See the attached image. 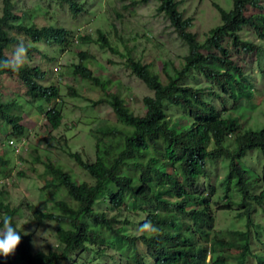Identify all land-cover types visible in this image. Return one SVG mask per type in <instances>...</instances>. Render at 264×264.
I'll list each match as a JSON object with an SVG mask.
<instances>
[{"label": "trees", "instance_id": "obj_1", "mask_svg": "<svg viewBox=\"0 0 264 264\" xmlns=\"http://www.w3.org/2000/svg\"><path fill=\"white\" fill-rule=\"evenodd\" d=\"M1 1L0 62L7 63H0V77L19 78L31 102H42L40 110L52 129L61 124L58 87L40 82L45 72L37 65H20L8 56L11 45L19 42L13 30L22 32L30 42L52 43L60 50L74 40L80 44L95 42L103 50L124 56L125 65L153 92L142 99L144 113L135 114L120 92H108V83H102L86 65L84 61L92 55L84 50L77 53L79 61L72 65V73L107 93L106 102L116 119L99 120L90 130L93 160L69 152L93 183L78 181L69 170L50 160L43 162L42 173L48 177L41 187L43 200L49 204L46 211L32 207L28 215L9 201L6 188L10 183L5 181L13 182L17 175L12 176V155L0 153V218L7 215L21 232V240L10 255L23 264H93L105 255L115 264H264L263 250H256L252 244L259 238L257 224L251 232L250 207L255 202L264 211V127L244 128L242 116H223L221 109L228 98L234 104L244 99L250 107L260 101L249 74L229 57L223 39H229L244 54L255 50L259 61L258 45L241 33L247 28L264 40V12L245 13L248 7H264V0H232L230 9L215 4L220 22L203 40L190 30L191 19L178 11L177 0L122 4L126 9L155 1L156 11L169 20L187 45L181 66L164 61L162 74L129 54L126 44H120L121 38L116 36L113 21L109 23L112 30L97 29L96 38L75 36L65 27L26 22L19 15V7L16 9L17 0ZM53 4H67L72 15L85 10L83 0H55ZM113 11L115 17H121ZM22 46L26 52L34 48L26 43ZM121 46L127 54L122 53ZM198 73L206 84L196 82ZM68 90L78 95L72 86ZM2 95L0 89L2 125L11 137H24L26 128L21 124L17 98L4 101ZM214 100L222 107L218 108ZM252 150L259 153L255 158L259 167L253 164V182L248 178L250 168L243 163ZM218 160L227 162L221 187L233 184L236 189V194L230 195L224 187L225 202L219 209H232L236 203L242 209L236 217L247 219L245 229H227L224 235L215 228L217 209L212 207V196L216 188L209 180L213 174L210 165ZM258 183L263 189L253 194ZM138 211L143 215L140 219L127 214ZM21 215L28 223L53 222L55 245L45 251L33 250V232L18 225ZM146 221L152 228L143 227ZM0 264L12 261L0 256Z\"/></svg>", "mask_w": 264, "mask_h": 264}, {"label": "rangeland", "instance_id": "obj_2", "mask_svg": "<svg viewBox=\"0 0 264 264\" xmlns=\"http://www.w3.org/2000/svg\"><path fill=\"white\" fill-rule=\"evenodd\" d=\"M54 1L17 0L16 9L19 7V15L22 14L26 22L65 27L75 36L89 34L92 38H96V30H112L109 23L113 21L117 31L116 36H120L122 42L120 44L123 46L126 44L129 54L151 65L160 73L164 61L172 62L180 67L182 58L187 53V45L178 38L169 20L156 11L157 3L155 1L139 3L132 8L125 9L122 4L128 5L131 0H83L85 10L78 15H72L67 4L57 5L53 4ZM179 1V10L183 17L191 19L190 30L197 34L199 40H203L206 33L220 22L215 4L226 9H230L232 6V0ZM2 6L0 0V16L2 15ZM113 9L121 14L120 18L115 17ZM257 11L264 12V8L248 7L245 13L249 15ZM12 33L16 35L19 42L11 45L8 56L20 65H37L40 71L45 72V78L40 82L47 85L51 82L55 83L58 87L59 98L62 100V123L57 129H52L40 110L42 102L39 100L31 102L32 100L25 93L26 89L21 85L19 78L0 77L2 99L10 101L12 98H17L18 113L22 114L21 123L26 127L22 144V139L19 137L7 138L6 127L0 121V144L3 145H0V153L12 155V165L16 159L21 160L12 173L13 177L17 176L6 190L9 193V201L16 206L19 205L20 209L29 215L32 207H38L45 211L48 209L49 204L43 200L41 192V187L48 179L47 175L42 173L43 162L50 160L69 170L78 181L93 183V179L85 169L78 165L69 152H78L84 160H93L94 140L90 135V130L99 120L113 122L116 119L111 106L106 102L107 93L100 86L91 84L88 79L75 76L72 73V65L79 61L77 55L79 51L84 50L92 55L84 61L86 65L92 69L102 83H108V92L119 91L135 114L144 113L142 99L144 96L152 95L153 92L125 65L124 56L103 50L95 42L80 44L74 40L72 44L66 46L65 50H60L59 45L44 42L31 43L22 32L13 30ZM241 36L258 45L261 55L259 61L255 50L244 54L234 47L227 38L223 39V44L227 47L229 57L236 60L249 74L260 101L251 107L244 99L234 104L233 99L228 101V98L227 102L222 103L223 107L217 103V100L214 101L218 108L222 107L223 116L232 114L236 119L242 116V119L246 121L244 128L259 129L264 127V41L253 35V32L247 28L242 30ZM24 43L34 48H31L29 52H22L20 48ZM123 46L120 49L122 53L127 54V50ZM215 53L219 54L217 50ZM162 78H164L163 75ZM196 82L202 85L207 83L205 77L200 73L197 75ZM69 86L75 88L78 95L69 94ZM16 94L18 95L16 96ZM11 140H14V145L11 144ZM21 144V148L17 149L19 153L15 159L12 148L19 147ZM251 152L243 163L250 168L248 178L253 182L256 178L254 166L259 167L255 158L259 153L256 150ZM210 167H212L213 174L209 180L214 183L216 188L215 196H212V207L214 210L217 209L215 210V228L222 231L221 235H224L227 229H245L247 219L236 217V212L242 211L238 204L235 203L232 209H219L225 202L222 198L224 187L228 188V194H236L233 184L224 187L220 185L221 179L227 173V162L224 160L212 161ZM262 187L263 184L260 183L254 188L253 193L258 194ZM237 196L240 198L239 195ZM250 207L254 209L251 213L253 223L251 232L255 230L253 226L257 224L259 238V241L253 239L252 244L256 250L264 251V213L257 203L250 204ZM139 213L141 212L127 214L132 218L140 219L143 215L141 216ZM25 217V215H21L17 218V222L19 226L24 225L26 232H33V250L42 249L45 251L48 247L55 245V224L53 222L28 223V220L24 221ZM83 254L86 255L85 252ZM7 258L12 261V264H23L14 255L9 254ZM93 264H115V262L110 259V256L105 255L101 257L100 261Z\"/></svg>", "mask_w": 264, "mask_h": 264}, {"label": "clouds", "instance_id": "obj_3", "mask_svg": "<svg viewBox=\"0 0 264 264\" xmlns=\"http://www.w3.org/2000/svg\"><path fill=\"white\" fill-rule=\"evenodd\" d=\"M179 3H178V6H177V9H178V11L179 12H181L180 10H179V4H180V1L179 0H177ZM262 8H264V7H262ZM226 9V8H225ZM257 9H260V8H257ZM261 12V11H260ZM181 14H182V12H181ZM76 41V40H75ZM264 41V40H263ZM31 43H36V42H31ZM20 51H25V49L23 48V46H21V48H20ZM0 63H3V64H6L7 63V61H2V62H0ZM230 100H232V99H230ZM229 100V101H230ZM43 114V113H42ZM43 116H44V118H45V115L43 114ZM45 120L47 121V119L45 118ZM22 121V120H21ZM48 122V121H47ZM61 123H62V120H61ZM22 124V123H21ZM23 125V124H22ZM50 125V124H49ZM24 126V125H23ZM26 128V127H25ZM52 128V127H51ZM6 130H7V128H5ZM12 138L10 135H9V132H8V130H7V138ZM13 138H15V137H13ZM21 139H22V144L24 143V139H23V137H21ZM8 141V140H7ZM11 142V144L12 145H14V140H11L10 141ZM22 144L19 146V147H15V148H12L13 150H14V154H15V159H16V156H17V154L19 153V152H17V149H20L21 148V146H22ZM1 145V144H0ZM12 145H9V146H12ZM1 146H3V145H1ZM249 153H252V152H249ZM248 153V154H249ZM19 163H21V160H19V159H16V161H15V163H14V165H11L12 166V173L14 172V170H15V167L17 166V164H19ZM0 182H1V179H0ZM5 183L6 184H9V183H11V182H8V181H5ZM260 183H258V185H259ZM257 185V186H258ZM256 187V186H255ZM254 187V188H255ZM254 188H253V190H254ZM262 189H263V187H262ZM254 194V193H253ZM255 203V202H254ZM260 207V206H259ZM261 209H262V207H260ZM252 210H254L253 208H252ZM262 211H263V209H262ZM253 212V211H252ZM263 213H264V211H263ZM247 221V220H246ZM0 222H2V227H0V256H7L8 254H10V253H12L14 250H15V248H16V246H17V244L19 243V241L21 240V232L20 231H18L17 229H16V227L12 224V222H11V219H10V217H8L7 215H5V216H3L2 218H0ZM253 224V223H252ZM252 226V225H251ZM255 226V225H254ZM143 227L145 228V229H150V228H152V225H151V223H150V221H146L145 223H144V225H143ZM264 252V251H263Z\"/></svg>", "mask_w": 264, "mask_h": 264}]
</instances>
